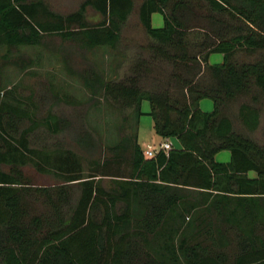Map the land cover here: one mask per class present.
<instances>
[{"label": "trees", "instance_id": "trees-1", "mask_svg": "<svg viewBox=\"0 0 264 264\" xmlns=\"http://www.w3.org/2000/svg\"><path fill=\"white\" fill-rule=\"evenodd\" d=\"M89 7L101 15L98 23L88 22ZM133 9L134 0H82L60 14L44 0H0V89L4 68L32 67L23 50L46 47V37L114 51ZM138 19L152 59L183 63L172 87L144 88L141 57L122 79L93 67L75 73L62 59L90 99L133 108L134 125L124 116L116 129L129 125L128 132L105 144L102 157L88 160L59 142L31 147L40 125L53 134L72 130L89 154L99 143L65 117L33 119L30 106L39 107L32 98L4 89L0 264H264V144L250 136L264 96V0H141ZM197 32L202 38L191 41ZM212 53L218 62H210ZM204 98L212 110H202ZM143 100L154 133L171 144L151 157L138 142ZM221 151L227 161L217 160ZM27 165L59 182L34 184Z\"/></svg>", "mask_w": 264, "mask_h": 264}, {"label": "rangeland", "instance_id": "rangeland-1", "mask_svg": "<svg viewBox=\"0 0 264 264\" xmlns=\"http://www.w3.org/2000/svg\"><path fill=\"white\" fill-rule=\"evenodd\" d=\"M50 9L60 14H67L77 9L82 0H44ZM141 0H134V9L129 15L127 21L121 28L120 41L114 51L109 49H95L87 51L68 41H63L58 36L46 37V47H37L33 49H24L23 53L30 55L34 64L25 70H17L14 67L7 66L3 70L0 89V97L5 98V90L11 88L15 97H31L33 102L39 108L31 107L33 110V119L40 120L48 113H53L65 117L72 129H84L90 131L99 143L95 153H86L76 145L73 140L72 130H66L62 133L53 134L43 125L34 130L33 137L30 138L31 147L39 148L42 145L52 146L54 142L61 143L65 148L80 152L85 158H100L104 154L103 146L116 139L118 134L127 133L129 125H126L124 131L119 132L116 126L122 123L124 116L129 117V124L134 125L131 118L133 108L119 111L104 98L97 97L94 101L90 99L89 92L83 87L81 81L75 75L67 72L62 59L66 58L70 63V68L76 73L84 71L91 67L101 70L109 78L122 79L130 74V69L138 57L143 58L145 66L143 67L141 85L144 88L152 89L153 87L173 86L172 73L178 72L183 67L181 60H177L176 65L171 61L154 60L146 50L150 41L138 19V6ZM86 18L90 24L98 23L101 15L92 8H87ZM152 24L155 27L162 25V17L158 13L152 16ZM188 38L191 41H198L202 38L200 32L190 33ZM210 62H218L220 56L216 53L210 54ZM238 60H250V57L240 54ZM168 86V87H169ZM5 89V90H4ZM4 93V95H3ZM52 93L59 95V101L56 100ZM202 110H212V100L204 98ZM208 104L205 107L204 104ZM260 106V124L259 127L250 133V136L257 142L264 144V96L259 103ZM143 114L140 116L141 128L144 131L142 144L144 147L152 144V133L149 135L151 116L149 112V102L143 100L141 104ZM236 128L238 122L234 119ZM117 130V132H116ZM120 134V135H121ZM165 140H159L155 145L156 148ZM168 141V140H167ZM229 158L228 151H221L217 154L218 159L223 157ZM224 157V158H225ZM228 160V159H227ZM25 174L37 185H52L59 180L52 174H43L37 172L31 165L23 168Z\"/></svg>", "mask_w": 264, "mask_h": 264}, {"label": "crops", "instance_id": "crops-1", "mask_svg": "<svg viewBox=\"0 0 264 264\" xmlns=\"http://www.w3.org/2000/svg\"><path fill=\"white\" fill-rule=\"evenodd\" d=\"M152 16H153V15H152ZM152 19H153V18H152ZM218 59H219V58H217V60H218ZM200 106H201V108H203V107H202V106H203L202 101L200 102ZM204 106H205V107H208V104L205 103ZM140 121H141V118L139 119L138 142H139L140 145L142 146V149H143L144 153H145L146 150H151V151H153L154 154H155V153L157 152V150L160 149V145L158 146V148H156L155 145L159 142V140H162V139L154 133V131H153V126H152V119H151L150 125H148V127H149V132H148V133H149V135L152 133V134H153L152 137H156L157 140H154V139L152 138V140H151V143H152V144H150V145L144 147L143 144H142V139H143V138L145 139L147 136L142 137V135H143L142 133H143L144 131H143L142 128H141ZM160 144H161V143H160ZM146 157H149V156L146 155ZM150 157H151V156H150ZM224 157H225V156H224ZM224 157H223V160H222V158H221V159H218V157H217V160H219V161H227L228 157H225V158H224Z\"/></svg>", "mask_w": 264, "mask_h": 264}, {"label": "built area", "instance_id": "built-area-1", "mask_svg": "<svg viewBox=\"0 0 264 264\" xmlns=\"http://www.w3.org/2000/svg\"><path fill=\"white\" fill-rule=\"evenodd\" d=\"M170 147H171V144H170V141L168 140H166V141H163L161 144H160V149H163V150H168V149H170ZM145 155H147V156H153L154 155V152L153 151H151V150H146L145 151Z\"/></svg>", "mask_w": 264, "mask_h": 264}]
</instances>
